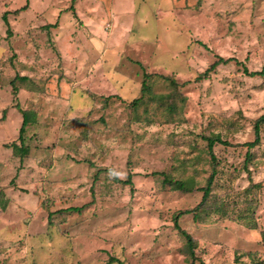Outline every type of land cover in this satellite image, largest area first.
<instances>
[{
  "label": "rangeland",
  "instance_id": "rangeland-1",
  "mask_svg": "<svg viewBox=\"0 0 264 264\" xmlns=\"http://www.w3.org/2000/svg\"><path fill=\"white\" fill-rule=\"evenodd\" d=\"M245 69L264 0H0V264H264Z\"/></svg>",
  "mask_w": 264,
  "mask_h": 264
},
{
  "label": "trees",
  "instance_id": "trees-1",
  "mask_svg": "<svg viewBox=\"0 0 264 264\" xmlns=\"http://www.w3.org/2000/svg\"><path fill=\"white\" fill-rule=\"evenodd\" d=\"M230 60L231 59L225 60L223 58H220L217 62H215L213 64V66L211 67V69L216 68L221 63L229 62ZM245 72L248 73L252 77L264 75V69L262 71H255V72H251V73L248 71V69H245ZM29 123L30 122L28 121V119H26V116L24 115L23 124H22L21 130H20V132H21L20 135L21 136H22V133L26 130V128L29 125ZM260 124H264V116L262 118H260L259 121H257V123H256V127H255L256 139H255V141L253 143H247L245 146H247L249 148H252V147H254L255 143L259 141V138H260L259 137L260 136V129H261V125ZM214 143H215V141L214 140H211L209 142V147L211 148ZM212 180H213V177H211V179L209 180L208 187H206V189L203 191L202 203L199 206H201L207 200V198L209 197V195H210V185L212 183ZM125 183L127 185H132L131 179H129L128 181H125ZM170 185L173 186V184H170ZM190 213H191V211L187 210V211L180 212L179 214H177L174 217V226H175L176 230H178L179 233L186 239V241L189 244H192L193 243L192 237L186 231H184L183 229H181L180 224H179L180 217H182L183 215L190 214Z\"/></svg>",
  "mask_w": 264,
  "mask_h": 264
},
{
  "label": "crops",
  "instance_id": "crops-1",
  "mask_svg": "<svg viewBox=\"0 0 264 264\" xmlns=\"http://www.w3.org/2000/svg\"><path fill=\"white\" fill-rule=\"evenodd\" d=\"M114 6V5H113ZM33 95H36L35 93L33 94ZM40 115H38V117H39ZM24 119V118H23ZM23 122V121H22ZM1 142H5V141H1ZM7 152H11V150L10 149H8V151Z\"/></svg>",
  "mask_w": 264,
  "mask_h": 264
}]
</instances>
